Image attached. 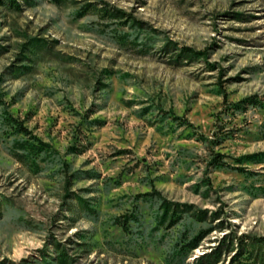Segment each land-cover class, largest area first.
Instances as JSON below:
<instances>
[{
  "label": "rangeland",
  "instance_id": "1",
  "mask_svg": "<svg viewBox=\"0 0 264 264\" xmlns=\"http://www.w3.org/2000/svg\"><path fill=\"white\" fill-rule=\"evenodd\" d=\"M16 2H0V264H199L223 240L217 264L242 240L262 257L264 0ZM169 42L205 54L175 62Z\"/></svg>",
  "mask_w": 264,
  "mask_h": 264
},
{
  "label": "trees",
  "instance_id": "2",
  "mask_svg": "<svg viewBox=\"0 0 264 264\" xmlns=\"http://www.w3.org/2000/svg\"><path fill=\"white\" fill-rule=\"evenodd\" d=\"M9 3L13 6L18 7V4L16 2V0H8ZM57 5H63L65 4L68 0H53ZM0 2H2V0H0ZM91 6V4H87L85 6V9H89ZM101 10H105V14H110L109 11H107V9H101ZM110 16H117L114 14H110ZM175 44H173L172 42L169 44H167L164 49H166L167 52L172 51V50H178V52H176L175 54V59H172L175 62H179V60L181 58H189V59H195L197 58L199 55H204L205 52L204 51H195L193 49H191L190 47H180V48H174ZM176 46V45H175ZM227 102V96L224 93V103ZM179 118V117H178ZM18 125V129L25 133L28 134L29 130L27 129L26 126L23 125L22 122L17 123ZM206 138V137H203ZM206 140L210 143V142H214L212 141V139H207ZM213 156H212V162L215 163H222L223 162V157L224 154L220 153V152H212ZM216 215V214H214ZM195 216L198 220H203L206 218V215H203V212H199V213H195ZM225 243V240H223V243L221 242V244L213 249L210 252L204 253L202 256L199 257L198 261L199 264H217L219 263V261L221 260V255L223 253V250L225 251L226 248H228L227 250H230L229 247L224 248L223 244ZM256 242H250L248 245L250 248H247V243H244V241H241L242 246L239 247L237 249V251L235 252V254L231 257L230 261L228 264H264V253L262 254V257H259L258 254L254 253V249H255V244Z\"/></svg>",
  "mask_w": 264,
  "mask_h": 264
}]
</instances>
